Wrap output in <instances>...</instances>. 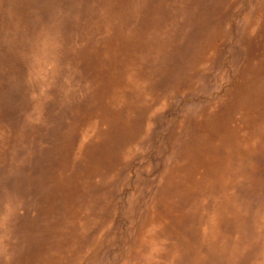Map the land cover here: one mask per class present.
Listing matches in <instances>:
<instances>
[{
  "label": "rangeland",
  "instance_id": "374dc122",
  "mask_svg": "<svg viewBox=\"0 0 264 264\" xmlns=\"http://www.w3.org/2000/svg\"><path fill=\"white\" fill-rule=\"evenodd\" d=\"M142 1L0 0V264H38L51 253L59 264H264V99L254 127L240 104L215 129L209 112L239 100L235 79H251L264 61V0ZM211 131L229 136L217 154L191 153L193 139ZM189 156L198 173L177 170L170 213L155 204L159 186ZM149 206L162 219L146 221ZM211 230L220 256L209 249Z\"/></svg>",
  "mask_w": 264,
  "mask_h": 264
},
{
  "label": "bare ground",
  "instance_id": "6f19581e",
  "mask_svg": "<svg viewBox=\"0 0 264 264\" xmlns=\"http://www.w3.org/2000/svg\"><path fill=\"white\" fill-rule=\"evenodd\" d=\"M10 1V0H9ZM12 1V0H11ZM13 1H15V0H13ZM23 1V0H22ZM26 1V0H25ZM41 1V0H40ZM140 1H142V0H140ZM145 1V0H144ZM161 1V0H160ZM159 1V2H160ZM165 1V0H164ZM228 1V0H227ZM20 2H21V0H20ZM34 2V1H33ZM72 2V1H71ZM137 2V1H136ZM143 2V1H142ZM159 2H157V3H159ZM173 2V1H172ZM188 2V1H187ZM192 2V1H191ZM22 3V2H21ZM21 3H19L18 2V4H21ZM86 3V2H85ZM166 3V2H165ZM174 3V2H173ZM182 3V2H181ZM183 3H184V1H183ZM190 3V2H189ZM193 3H194V1H193ZM198 2H196V4H197ZM227 3V2H226ZM3 4V3H2ZM1 4V5H2ZM11 4V3H10ZM25 4V3H24ZM27 4V3H26ZM155 4H156V2H155ZM161 4V3H160ZM191 4V3H190ZM4 5V4H3ZM93 5V4H92ZM138 5V4H137ZM142 5V4H141ZM157 5V4H156ZM170 5V4H169ZM187 5V4H186ZM189 5V4H188ZM187 5V6H188ZM192 5V4H191ZM198 5V4H197ZM163 6V5H162ZM185 6V5H184ZM228 6V5H227ZM1 7H3V6H1ZM18 7V6H17ZM24 7V6H23ZM106 7H107V5H106ZM105 7V8H106ZM110 7V6H109ZM186 7V6H185ZM231 7V6H230ZM9 8V7H8ZM25 8V7H24ZM27 8V7H26ZM25 8V9H26ZM134 8V7H133ZM136 8H138L137 6H136ZM189 8V7H188ZM191 8V7H190ZM193 8H195V7H193ZM14 9V8H13ZM16 9V8H15ZM146 9V8H145ZM171 9H172V7H171ZM175 9V8H174ZM133 11L135 10V9H132ZM155 10V9H154ZM158 10V9H157ZM156 10V11H157ZM166 10V9H165ZM168 10H170L169 8H168ZM178 10V9H177ZM193 10V9H192ZM11 11H12V9H11ZM26 11V10H25ZM112 11H114V10H112ZM118 11H120V10H118ZM160 11V10H159ZM180 11V10H179ZM191 11V10H190ZM17 12V11H16ZM27 12V11H26ZM72 12V11H71ZM134 12H136V10L134 11ZM160 12H162V11H160ZM169 12V11H168ZM200 12V11H199ZM252 12V11H251ZM22 13V12H21ZM78 13V12H77ZM193 13V12H192ZM231 13V12H230ZM12 14V13H11ZM72 14H73V12H72ZM121 14V13H120ZM158 13H156V15H157ZM174 14V13H173ZM198 14V13H197ZM216 14V13H215ZM223 14V13H222ZM251 14V13H250ZM3 15V14H2ZM16 15H17V13H16ZM19 15V14H18ZM140 16H142L141 14H139ZM159 15V14H158ZM161 15V14H160ZM171 15H172V13H171ZM79 16V15H78ZM168 16V15H167ZM176 16H178V15H176ZM201 16H202V14H201ZM229 16V15H228ZM16 17V16H15ZM50 17V16H49ZM75 17H76V15H75ZM123 17V16H122ZM169 17H170V15H169ZM181 17V16H180ZM225 17V16H224ZM3 18H4V16H3ZM19 18V17H18ZM31 18H33V17H31ZM38 18V17H37ZM74 18V17H73ZM84 18V17H83ZM136 18V17H135ZM152 19H153V17H151ZM151 18H149V19H151ZM163 18V17H162ZM204 18H205V16H204ZM219 18V17H218ZM253 18V17H252ZM137 19V18H136ZM164 19V18H163ZM168 19H170V18H168ZM177 19V18H176ZM175 19V20H176ZM249 19V18H248ZM28 20H30V19H28ZM90 20V19H89ZM88 20V21H89ZM135 20V19H134ZM138 20V19H137ZM155 20V19H154ZM171 20H173V19H171ZM202 20V19H201ZM252 20V19H251ZM256 20V19H255ZM7 21V20H6ZM161 21H162V19H161ZM167 21H169V20H167ZM181 21V20H180ZM186 21V20H185ZM224 21V20H223ZM13 22V21H12ZM11 22V23H12ZM17 22V21H16ZM28 22V21H27ZM150 22H152V20H150ZM163 22V21H162ZM176 22V21H175ZM248 22V21H247ZM255 22V21H254ZM264 22V21H263ZM263 22H261V25H260V27H263V25L264 24H262ZM14 23V22H13ZM19 23V22H18ZM40 23H42V22H40ZM75 23V22H74ZM223 23V22H222ZM251 23V22H250ZM3 24V23H2ZM10 24V23H9ZM28 24L30 25V23L28 22ZM32 24V23H31ZM37 24H38V22H37ZM111 24V23H110ZM109 24V25H110ZM161 24V23H160ZM159 24V25H160ZM173 24V23H172ZM177 24V23H176ZM252 24V23H251ZM250 24V25H251ZM14 24H12V26H13ZM18 25V24H17ZM79 25V24H78ZM146 25H147V23H146ZM156 25V27H158L157 26V24H155ZM222 25V24H221ZM238 25H239V22H238ZM3 26H5V25H3ZM142 26V25H141ZM143 26H145V25H143ZM153 26V25H152ZM151 26V27H152ZM166 26V25H165ZM181 28H182V26L181 25H179ZM237 26V25H236ZM16 27V26H15ZM18 27H19V25H18ZM29 27H31V26H29ZM35 27V26H34ZM90 27H91V23H90ZM149 27V26H148ZM162 27V26H161ZM184 27H185V25H184ZM259 27V28H260ZM12 28H14V27H12ZM21 28V27H20ZM42 28H43V26H42ZM61 28V27H60ZM163 28V27H162ZM173 28V27H172ZM176 28V27H175ZM17 29V28H16ZM19 29V28H18ZM65 29V28H64ZM161 29V28H160ZM159 29V30H160ZM197 29V28H196ZM237 30H238V28H236ZM235 29V30H236ZM13 30V29H12ZM11 30V31H12ZM14 30H15V28H14ZM13 30V31H14ZM42 30V29H41ZM62 30V29H61ZM78 30V29H77ZM157 30V29H156ZM165 30V29H164ZM166 30H167V28H166ZM175 30V29H174ZM181 30V29H180ZM230 30V29H229ZM239 30H240V28H239ZM5 31V30H4ZM12 31V32H13ZM30 31H32V30H30ZM45 31V30H44ZM67 31V30H66ZM137 31V30H136ZM169 31V30H168ZM222 31V30H221ZM261 31V30H260ZM24 32V31H23ZM167 32V31H166ZM165 32V33H166ZM183 32V31H182ZM217 32V31H216ZM255 32H257V31H255ZM263 32V31H262ZM1 33H2V31H1ZM9 33V32H8ZM76 33V32H75ZM112 33V32H111ZM168 33V32H167ZM170 33V32H169ZM178 33V32H177ZM180 33V32H179ZM187 33V32H186ZM189 33V32H188ZM222 33V32H221ZM228 33V32H227ZM230 33V32H229ZM260 33V32H259ZM4 34V33H3ZM23 34V33H22ZM27 34V33H26ZM25 34V35H26ZM42 34V33H41ZM45 34V33H44ZM91 34V33H90ZM198 34V33H197ZM202 34V33H201ZM217 34V33H216ZM231 34V33H230ZM229 34V35H230ZM6 35V34H5ZM9 35V34H8ZM14 34H12V36H13ZM34 35H36V33H34ZM64 35V34H63ZM62 35V36H63ZM140 35V34H139ZM163 35H164V33H163ZM177 35V34H176ZM175 35V36H176ZM231 35H233V34H231ZM253 35V34H252ZM1 36V38L3 37L2 35H0ZM31 36H32V34H31ZM59 36V35H58ZM57 36V37H58ZM81 36V35H80ZM162 36V35H161ZM240 36V35H239ZM255 36H256V34H255ZM7 37V36H6ZM19 37V36H18ZM13 38V37H12ZM35 38V37H34ZM43 38V37H42ZM42 38H40V39H42ZM59 38H60V36H59ZM73 38V37H72ZM150 38V37H149ZM158 38H162V37H159V35H158ZM191 38V37H190ZM256 38H257V36H256ZM264 38V37H263ZM4 39V38H3ZM54 39V38H53ZM82 39H84V37L82 38ZM139 39V38H138ZM9 40V39H8ZM30 40V39H29ZM55 40V39H54ZM63 40V39H62ZM81 40V39H80ZM134 40V39H133ZM136 40V39H135ZM150 40H151V38H150ZM173 40V39H172ZM1 41V40H0ZM6 41V40H5ZM14 41V40H13ZM34 41V40H33ZM45 41V40H44ZM53 41V40H52ZM152 41H153V38H152ZM159 41V40H158ZM175 41H177V40H175ZM12 42V41H11ZM16 42V41H15ZM26 42V41H25ZM60 42V41H59ZM72 42V41H71ZM79 42V41H78ZM147 42V41H146ZM145 42V43H146ZM150 42V41H149ZM161 42V41H160ZM259 42V41H258ZM27 43V42H26ZM84 43V42H83ZM2 44H3V42H2ZM6 44V43H5ZM25 44V43H24ZM28 44H29V42H28ZM58 44H60V43H58ZM160 44V43H159ZM162 44H163V42H162ZM171 43H169V45H170ZM210 44H211V42H210ZM241 44V43H240ZM13 45V44H12ZM11 45V46H12ZM73 45V44H72ZM153 45H155V44H153ZM252 45H253V43H252ZM7 45H5L4 47H6ZM9 46V45H8ZM11 46H9L10 48H11ZM17 46V45H16ZM25 46H26V44H25ZM58 46V45H57ZM65 46V45H64ZM171 46V45H170ZM181 46H182V44H181ZM216 46V45H215ZM235 46V45H234ZM7 48V49H10V48ZM41 47V46H40ZM63 47V46H62ZM71 47V46H70ZM152 47V46H151ZM178 48H179V45L177 46ZM176 47V48H177ZM231 47V46H230ZM19 48H20V45H19ZM18 48V46H17V50L19 49ZM64 48H66V47H64ZM161 48V47H160ZM159 48V49H160ZM177 48V49H178ZM252 48V47H251ZM35 49V48H34ZM38 49V48H37ZM162 49V48H161ZM253 49V48H252ZM258 49V48H257ZM4 50V49H3ZM14 50H15V48H14ZM32 50V49H31ZM46 50H47V48H46ZM173 50H174V48H173ZM176 50V49H175ZM179 50V49H178ZM210 50V49H209ZM259 50V49H258ZM33 51V50H32ZM35 51V50H34ZM171 51V50H170ZM180 51V50H179ZM206 51V50H205ZM238 51V50H237ZM239 51H240V49H239ZM255 51V50H254ZM8 53H9V51H7ZM7 52H5V54L7 53ZM21 51H19V53H20ZM26 52V51H25ZM24 52V53H25ZM58 52V51H57ZM153 52V51H152ZM167 52V51H166ZM262 52V51H261ZM15 52H13V54H14ZM34 53V52H33ZM54 52H52V54H53ZM103 53V52H102ZM159 53V52H158ZM168 53V52H167ZM173 53V52H172ZM178 53V52H177ZM245 53V52H244ZM248 53V52H247ZM246 53V54H247ZM252 53V52H251ZM264 53V52H263ZM12 53H9V55H11ZM26 54V53H25ZM170 54V53H169ZM245 54V55H246ZM249 54V53H248ZM34 55V54H33ZM156 55V54H155ZM172 55V54H171ZM220 55V54H219ZM222 55V54H221ZM253 55V54H252ZM6 56H8V55H6ZM15 56V55H14ZM27 56V55H26ZM88 56V55H87ZM173 56V55H172ZM198 56V55H197ZM206 56V55H205ZM249 56V55H248ZM250 56H251V54H250ZM10 57V56H9ZM13 57V56H12ZM149 57V56H148ZM147 57V58H148ZM166 57V56H165ZM181 57V56H180ZM194 57V56H193ZM242 57V55L240 56V58ZM263 57V56H262ZM2 58V57H1ZM11 58V57H10ZM19 58V57H18ZM147 58H145V59H147ZM151 58H152V56H151ZM150 58V59H151ZM175 58V57H174ZM197 58V57H196ZM220 58H222V56L220 57ZM14 59V58H13ZM20 59V58H19ZM108 59V58H107ZM184 59V58H183ZM195 59V58H194ZM216 59V58H215ZM233 59V58H232ZM109 60V59H108ZM143 60V59H142ZM167 60V59H166ZM191 60V59H190ZM221 60V59H220ZM241 60V59H240ZM240 60H239V62H240ZM1 61V60H0ZM5 61V60H4ZM3 61V62H4ZM13 61H15V60H13ZM85 61V60H84ZM168 61V60H167ZM175 62H176V60H174ZM184 61V60H183ZM234 61V60H233ZM236 61V60H235ZM242 61V60H241ZM2 62V61H1ZM11 62V60L9 61V63ZM16 62H17V60H16ZM60 62V61H59ZM185 62V61H184ZM19 63V62H18ZM84 63V62H83ZM103 63V62H102ZM166 63V62H165ZM170 63V62H169ZM179 63V62H178ZM5 64V63H4ZM12 64V63H11ZM105 64V63H104ZM107 64V63H106ZM176 64V63H175ZM9 65V64H8ZM16 65V64H15ZM144 65V64H143ZM188 65V64H187ZM215 65H216V62H215ZM83 66V65H82ZM167 66V65H166ZM170 66V65H169ZM168 66V67H169ZM219 66V65H218ZM221 66V65H220ZM107 67V66H106ZM212 67V66H211ZM17 68H19L18 66H17ZM22 68V67H21ZM158 68H159V66H158ZM167 68V67H166ZM186 68V67H185ZM14 69V68H13ZM12 69V70H13ZM128 69V68H127ZM150 69V68H149ZM252 69V68H251ZM92 70V69H91ZM95 70V69H94ZM102 70V69H101ZM101 70H100V72H101ZM151 70V69H150ZM185 70V69H184ZM19 71V70H18ZM89 71V70H88ZM97 71V70H96ZM99 71V70H98ZM164 71V70H163ZM104 72V71H103ZM144 72H145V70H144ZM10 73V72H9ZM20 73V72H19ZM97 73V72H96ZM153 73V72H152ZM151 73V74H152ZM245 73V72H244ZM15 74V73H14ZM23 74V73H22ZM22 74H21V76H22ZM28 75H29V73H27ZM62 74V73H61ZM83 74V73H82ZM91 74V73H90ZM98 74V73H97ZM100 74V73H99ZM144 74V73H143ZM18 76H19V74H17ZM72 75V74H71ZM134 75H136V74H134ZM162 75V74H161ZM164 75H166V74H164ZM176 75H177V73H176ZM182 75V74H181ZM180 75V76H181ZM243 75V74H242ZM17 76V77H18ZM20 76V77H21ZM97 76H99V75H97ZM96 76V77H97ZM131 76V75H130ZM139 76V75H138ZM141 76H143V75H141ZM163 76V75H162ZM186 76V75H185ZM216 76H218V75H216ZM23 77V76H22ZM86 77H88V76H86ZM134 77V76H133ZM147 77V76H146ZM149 77V76H148ZM158 77H159V75H158ZM157 77V78H158ZM245 77V76H244ZM2 78V77H1ZM70 78H72V77H70ZM76 78V77H75ZM89 78V77H88ZM137 78V77H136ZM184 78V77H183ZM4 79V78H3ZM39 79V78H38ZM37 79V80H38ZM77 79V78H76ZM80 79V78H79ZM94 79V78H93ZM138 79V78H137ZM151 79V78H150ZM149 79V80H150ZM164 79V78H163ZM244 79V78H243ZM5 80V79H4ZM12 80V79H11ZM16 81H17V78L15 79ZM14 80V81H15ZM96 80V79H95ZM6 81V80H5ZM90 81H92V80H90ZM89 81V82H90ZM144 81V80H143ZM154 81V80H153ZM253 81H254V84H253ZM9 82V81H8ZM13 82V81H12ZM23 82H25V81H23ZM73 82H74V80H73ZM72 82V83H73ZM97 82H99V81H97ZM157 82V81H156ZM175 82H176V80H175ZM3 83H4V81H3ZM14 83V82H13ZM138 83V82H137ZM161 82H159V84H160ZM23 84V83H22ZM22 84H20V85H22ZM142 84V83H141ZM16 85H18V84H16ZM98 85V84H97ZM103 85V84H102ZM108 85V84H107ZM60 86V85H59ZM65 86V85H64ZM77 86V85H76ZM104 86V85H103ZM155 86H157V84L155 85ZM234 86H235V88L236 87H238V89H239V93H237L238 95V98H239V100L235 97L234 98V101H232L231 102V104H229V105H226L225 107H223V109L222 110H220V111H217V109L214 111L213 109H209V112L210 113H212L213 114V120H212V125H213V129H215L217 126H219V125H222V117L225 115V114H227L228 113V111H230V110H233V109H236V105L237 104H240V107L242 108V110H243V114H244V116H245V118L247 119V121H246V123H249V124H251V123H254L255 124V122L257 123V119H261V117H260V115H259V109H260V104H261V102H262V100L264 99V61L262 62V64L261 65H258V66H256V67H254L253 69H252V71H251V79H248L247 81H243L242 80V78H240V76H238L236 79H235V84H234ZM5 87V86H4ZM31 87V86H30ZM73 87V86H72ZM98 87V86H97ZM107 87V86H106ZM133 87V86H132ZM142 87H143V85H142ZM146 87V86H145ZM6 88V87H5ZM9 89L11 88V87H8ZM13 88V87H12ZM19 88V87H18ZM24 88H26V87H24ZM35 88H36V86H35ZM64 88V87H63ZM99 88V87H98ZM148 88V87H147ZM2 89H4V88H2ZM20 89H22V87L20 88ZM137 89V88H136ZM27 90H29V89H27ZM81 90V89H80ZM97 90V89H96ZM148 90V89H147ZM149 90H151V89H149ZM8 91V90H7ZM23 91V90H22ZM78 91H79V89H78ZM83 91V90H82ZM106 91V90H105ZM141 91V90H140ZM145 91V90H144ZM159 91V90H158ZM1 92V91H0ZM2 92H4V91H2ZM76 92V91H75ZM84 92V91H83ZM108 92V91H107ZM110 92V91H109ZM149 92V91H148ZM163 92V91H162ZM170 92V91H169ZM5 93V92H4ZM3 93V94H4ZM10 93V92H9ZM150 93H151V91H150ZM2 94V95H3ZM14 94V93H13ZM12 94V95H13ZM17 94V93H16ZM15 94V95H16ZM19 94V93H18ZM21 94V93H20ZM142 94V93H141ZM148 94V93H147ZM161 94V93H160ZM232 94V93H231ZM4 95H6V94H4ZM15 95H13V96H15ZM22 95H23V92H22ZM27 95V94H26ZM70 95V94H69ZM76 95V94H75ZM92 95V94H91ZM158 95V94H157ZM176 95V94H175ZM174 95V96H175ZM85 96V95H84ZM96 96V95H95ZM153 96V95H152ZM167 96V95H166ZM17 97H18V95H17ZM110 97V96H109ZM11 98V97H10ZM13 98H15V97H13ZM27 98V97H26ZM77 98V97H76ZM103 98V97H102ZM107 98V97H106ZM17 99V98H16ZM72 99V98H71ZM87 99V98H86ZM104 99V98H103ZM8 100V99H7ZM18 100V99H17ZM63 100V99H62ZM70 100V99H69ZM92 100V99H91ZM157 100V99H156ZM159 100V99H158ZM162 100V99H161ZM227 100V99H226ZM23 101V100H22ZM22 101H20V102H22ZM28 101V100H27ZM36 101V100H35ZM56 101H57V99H56ZM80 101V100H79ZM144 101V100H143ZM149 101H150V99H149ZM16 102V101H15ZM29 102V101H28ZM66 102V101H65ZM77 102V101H76ZM163 102V101H162ZM229 102V101H228ZM240 102H242V104L240 103ZM42 103V102H41ZM44 103V102H43ZM80 103H81V101H80ZM85 103V102H84ZM142 103V102H141ZM145 103H146V101H145ZM145 103H144V105H145ZM152 103V102H151ZM205 103V102H204ZM64 104V103H63ZM70 104V103H69ZM110 105H111V103H109ZM153 104H155V103H153ZM0 105H1V103H0ZM7 105V104H6ZM44 105V104H43ZM85 105V104H84ZM158 105H160L159 103H158ZM219 105V104H218ZM264 105V104H263ZM64 106V105H63ZM142 106V105H141ZM66 107V106H65ZM71 107V106H70ZM73 107V106H72ZM93 107V106H92ZM104 107V106H103ZM108 107V106H107ZM210 107V106H209ZM208 107V108H209ZM2 108V107H1ZM21 108V107H20ZM263 108V107H262ZM54 109H55V107H54ZM68 109V108H67ZM71 109V108H70ZM84 109V108H83ZM103 109V108H102ZM207 109V108H206ZM49 110V109H48ZM69 110V109H68ZM67 110V111H68ZM73 110V109H72ZM116 110V109H115ZM6 111V110H5ZM19 111V110H18ZM82 111V110H81ZM114 111V110H113ZM207 111V110H206ZM46 112V111H45ZM86 112V111H85ZM9 113V112H8ZM57 113V112H56ZM67 113V112H66ZM69 113V112H68ZM232 113V112H231ZM15 114V113H14ZM17 114V113H16ZM57 114H59V113H57ZM61 114V113H60ZM101 114V113H100ZM103 114V113H102ZM7 115V114H6ZM13 115V114H12ZM117 115V114H116ZM9 116H10V114H9ZM42 116H43V114H42ZM211 116V115H210ZM3 117V116H2ZM17 117V116H16ZM55 117V116H54ZM78 117H80V116H78ZM83 117V116H82ZM230 117V116H229ZM228 117V118H229ZM8 118V117H7ZM21 118V117H20ZM43 118V117H42ZM81 118V117H80ZM11 119V118H10ZM67 119V118H66ZM263 119V118H262ZM261 119V120H262ZM3 120V119H2ZM9 120V119H8ZM7 120V121H8ZM211 120V119H210ZM208 121V120H207ZM260 121V120H259ZM16 122V121H15ZM210 122V121H209ZM5 123V122H4ZM101 123H102V121H101ZM153 123H155V122H153ZM0 124H1V122H0ZM21 124V123H20ZM112 124V123H111ZM194 124V123H193ZM258 124V123H257ZM51 125V124H50ZM94 125V124H93ZM130 125V124H129ZM128 125V126H129ZM136 125V124H135ZM259 125H260V123H259ZM2 126V125H1ZM52 126V125H51ZM57 126V125H56ZM190 126V125H189ZM237 126H238V124H237ZM251 126H253L252 124H251ZM4 127V126H3ZM8 127H9V125H8ZM82 127V126H81ZM102 127V126H101ZM118 127V126H117ZM125 127V126H124ZM254 127V126H253ZM258 127H261V126H258ZM11 128V127H10ZM14 128V127H13ZM40 128H41V126H40ZM48 128V127H47ZM76 128V127H75ZM80 128V127H79ZM112 128H114V127H112ZM126 128V127H125ZM190 128V127H189ZM195 128V127H194ZM223 129H226L227 127H226V125H224L223 127H222ZM249 128H251V127H249ZM43 129H44V127H43ZM42 129V130H43ZM89 129H91L92 130V128H89ZM135 129V128H134ZM187 129V128H186ZM199 129V128H198ZM204 128H202L201 130H203ZM49 130V129H48ZM87 130V129H86ZM98 130V129H97ZM115 130V129H114ZM196 130V129H195ZM209 130V129H208ZM227 130V129H226ZM47 131V130H46ZM191 131V130H190ZM11 132V131H10ZM18 132V131H17ZM20 132V131H19ZM51 132V131H50ZM142 132V131H141ZM207 132V131H206ZM91 133V132H90ZM221 133V132H220ZM228 133V132H227ZM15 134V133H14ZM19 133H17V135H18ZM58 134V133H57ZM74 134V133H73ZM93 134V133H92ZM112 134V133H111ZM177 134V133H176ZM193 134V133H192ZM239 134V133H238ZM11 135V134H10ZM50 135V134H49ZM94 135V134H93ZM92 135V136H93ZM222 135V134H221ZM14 136V135H13ZM20 136V135H19ZM74 136V135H73ZM185 136V135H184ZM53 137V136H52ZM59 137V136H58ZM76 137V136H75ZM82 137V136H81ZM112 137V136H111ZM153 137V136H152ZM248 137V136H247ZM66 138V137H65ZM84 138V137H83ZM135 138V137H134ZM193 138V137H192ZM264 138V137H263ZM16 139H17V137H16ZM57 139V138H56ZM78 139V138H77ZM112 139H113V137H112ZM173 139V138H172ZM191 139V138H190ZM229 139V136H228V134H224V135H222L221 137H217V134H215V131H211V132H209V134L206 136V137H203V136H201V134H199L198 136H196L194 139H193V141L190 143V145L188 146L189 148H190V150H192V152L191 153H193L194 155H195V153H202V154H208V152H211V153H216L217 154V152H218V150L220 149V146L221 147H223V143H225L227 140ZM21 140V139H20ZM43 140H46V139H43ZM42 140V141H43ZM48 140V139H47ZM73 140V139H72ZM72 140H71V142H72ZM86 140V139H85ZM118 140H120V139H118ZM152 140H153V138H152ZM166 141H167V139H165ZM251 140V139H250ZM52 142H53V140H51ZM57 141V140H56ZM65 141H67V140H65ZM114 141V140H113ZM240 141V140H239ZM8 142H10V140L8 141ZM74 142V141H73ZM92 142V141H91ZM120 142V141H119ZM151 142V141H150ZM179 142H181V141H179ZM211 142H216V144H212ZM247 142V141H246ZM250 142V141H249ZM49 143V142H48ZM47 143V144H48ZM68 143H70V142H68ZM79 143H80V141H79ZM94 143H95V141H94ZM166 143V142H165ZM184 143V142H183ZM44 144V143H43ZM56 144V143H55ZM147 144V143H146ZM249 144V143H248ZM258 144V143H257ZM48 145H50V144H48ZM47 145V146H48ZM58 145V144H57ZM122 145V144H121ZM148 145V144H147ZM160 145V144H159ZM168 145V144H167ZM210 145V146H209ZM63 146V145H62ZM75 146V145H74ZM233 146H234V143H233ZM51 147V146H50ZM64 147V146H63ZM76 147H77V145H76ZM83 147V146H82ZM114 147V146H113ZM144 147V146H143ZM148 147V146H147ZM85 148V147H84ZM6 149V148H5ZM78 149V148H77ZM91 149V148H90ZM162 149V148H161ZM160 149V150H161ZM168 149V148H167ZM4 150V149H3ZM3 150H1V151H3ZM73 150V152H74V150L75 149H72ZM71 150V151H72ZM111 150V149H110ZM207 150V151H206ZM222 150V149H221ZM57 151V150H56ZM119 151V150H118ZM6 152V151H5ZM4 152V153H5ZM69 152V151H68ZM112 152V151H111ZM145 152V151H144ZM157 152V151H156ZM23 153V152H22ZM45 153V152H44ZM79 153V152H78ZM113 153V152H112ZM119 153V152H118ZM190 153V154H191ZM231 153H232V150H230V155H231ZM124 154V153H123ZM133 154V153H132ZM157 154V153H156ZM155 154V155H156ZM159 154V153H158ZM259 154H262V153H259ZM4 155V154H3ZM3 155H1L0 157H2ZM6 155V154H5ZM5 155H4V158H5ZM50 155H52V154H50ZM75 155V154H74ZM92 155V154H91ZM136 155V154H135ZM230 155H227V157H230ZM52 156H54V155H52ZM191 156H193V155H191ZM191 156H189V157H187V160H185L184 161V163H182V164H180V165H175L173 168H171L169 171H167L166 172V174L164 175V179H163V181L161 182V184H160V186H159V190H158V194H157V198H156V201H155V204H156V206L158 205L159 206V208L162 206H165L166 205V207L169 209V211H170V213L172 212V210L174 211V212H176L177 213V202L179 201L177 198V190L176 191H172V192H169V183L170 182H172L173 183V187H177V170H180V172L182 171V173H184L185 172V174L187 173V174H189L190 176H193L194 175V173H196L198 170L197 169H195L194 167V162H190V159L189 158H191ZM260 156V155H259ZM258 156V157H259ZM55 157V156H54ZM101 157V156H100ZM247 157V156H246ZM253 157V156H252ZM263 157V156H262ZM38 158V157H37ZM49 158H50V156H49ZM134 158V157H133ZM154 158H156V157H154ZM264 158V157H263ZM39 159V158H38ZM51 159V158H50ZM71 159V158H70ZM84 159V158H83ZM168 159V158H167ZM189 159V160H188ZM229 159V158H228ZM234 159V158H233ZM253 159V158H252ZM27 160V159H26ZM90 160H91V158H90ZM196 160V159H195ZM194 160V161H195ZM214 160V159H213ZM258 161L260 160V159H257ZM4 161V160H3ZM32 161V160H31ZM70 160H68V162H69ZM132 161V160H131ZM159 161V160H158ZM252 161V160H251ZM257 161V162H258ZM262 161H264V160H262ZM53 162H54V160H53ZM67 162V163H68ZM166 162H168V161H166ZM256 162V161H255ZM6 163V162H5ZM34 163V162H33ZM99 163V162H98ZM13 164V163H12ZM19 164V163H18ZM51 164V163H50ZM54 164V163H53ZM116 164V163H115ZM204 164V163H203ZM6 165V164H5ZM38 165V164H37ZM45 165V164H44ZM67 165V164H66ZM146 165V164H145ZM13 166V165H12ZM21 166V165H20ZM25 166V165H24ZM54 166H55V164H54ZM14 167V166H13ZM65 167V166H64ZM97 167V166H96ZM87 168V167H86ZM90 168V167H89ZM95 168V167H94ZM155 168V167H154ZM158 168V167H157ZM168 168V167H167ZM24 169V168H23ZM105 169V168H104ZM116 169V168H115ZM147 169H149V168H147ZM156 169V168H155ZM2 170V169H1ZM0 170V171H1ZM21 170H22V168H21ZM94 171V170H93ZM105 171V170H104ZM17 172V171H16ZM126 172V171H125ZM124 172V173H125ZM153 172V171H152ZM189 172V173H188ZM262 172V171H261ZM116 173V172H115ZM129 173V172H128ZM198 173V172H197ZM264 173V172H263ZM18 174V173H17ZM123 174V173H122ZM164 174V173H163ZM256 174V173H255ZM77 175H80V174H77ZM84 175H85V171H84ZM114 175V174H113ZM127 175V174H126ZM132 175V174H131ZM130 175V176H131ZM261 175V174H260ZM264 175V174H263ZM64 176H65V174H64ZM93 176H95V175H93ZM106 176V175H105ZM118 176H120V175H118ZM148 176V175H147ZM161 176V175H160ZM221 176V175H220ZM21 177H22V175H21ZM83 177V176H82ZM107 177V176H106ZM125 177V176H124ZM145 177H146V175H145ZM260 177V176H259ZM100 178V177H99ZM114 179V178H113ZM112 179V180H113ZM119 179V178H118ZM124 179V178H123ZM145 179V178H144ZM23 180V179H22ZM82 180H83V178H82ZM100 180V179H99ZM126 180H127V177H126ZM130 180V179H129ZM104 181V180H103ZM125 181V180H124ZM145 181V180H144ZM159 181V180H158ZM179 181V180H178ZM109 182V181H108ZM127 182H129V181H127ZM88 183V182H87ZM98 183H100V182H98ZM111 183H113V182H111ZM110 183V184H111ZM21 184H22V181H21ZM24 184V183H23ZM128 184H130V183H128ZM103 185V184H102ZM139 185V184H138ZM137 185V186H138ZM179 185V184H178ZM107 186V185H106ZM117 186V185H116ZM136 186V187H137ZM180 186V185H179ZM102 187V186H101ZM158 187V186H157ZM110 188V187H109ZM116 188H118V187H116ZM22 189V188H21ZM28 189V188H27ZM31 189V188H30ZM83 189V188H82ZM143 189V188H142ZM29 190V189H28ZM28 190H26L27 192H28ZM85 190V189H84ZM145 190V189H144ZM34 191V190H33ZM82 191V190H81ZM88 191V190H87ZM90 191V190H89ZM135 191V190H134ZM260 191H262V190H260ZM3 193H4V190L2 191ZM18 192H21V191H18ZM32 192V191H31ZM91 192V191H90ZM105 192V191H104ZM139 192V191H138ZM16 193V192H15ZM22 193H23V189H22ZM94 193V192H93ZM92 193V194H93ZM116 193V192H115ZM83 194H84V191H83ZM92 194H90V195H92ZM221 194V193H220ZM10 195V194H9ZM9 195H8V197H9ZM12 195V194H11ZM26 195H28V194H26ZM82 195V194H81ZM145 195V194H144ZM257 195V194H256ZM256 195H254V196H256ZM263 195V194H262ZM261 195V196H262ZM15 196V195H14ZM190 196V195H189ZM208 196H210L209 194H208ZM217 196V195H216ZM26 197H28V196H25V198ZM93 197V196H92ZM91 197V198H92ZM142 197V196H141ZM185 197H188V196H184V198ZM219 197H220V195H219ZM264 197V196H263ZM23 198V197H22ZM45 198V197H44ZM108 198V197H107ZM131 198H133V197H131ZM182 198V197H181ZM204 198V197H203ZM205 198H207V197H205ZM5 199V198H4ZM14 199V198H13ZM28 199V198H27ZM56 199H57V197H56ZM64 199V198H63ZM84 199H85V197H84ZM166 199H168V200H166ZM250 199V198H249ZM108 200H109V198H108ZM178 200V201H177ZM196 200V199H195ZM197 200L199 201V199L197 198ZM214 200V199H213ZM11 201V200H10ZM17 201H18V199H17ZM75 201V200H74ZM110 201V200H109ZM150 201H151V199H150ZM208 201V200H207ZM261 201V200H260ZM263 201V200H262ZM12 202V201H11ZM41 202V201H40ZM77 202H78V200H77ZM76 202V203H77ZM153 202V201H152ZM264 202V201H263ZM262 202V203H263ZM79 203V202H78ZM154 203V202H153ZM190 203L192 204L193 203V201H190ZM189 203V204H190ZM81 204V203H80ZM112 204V203H111ZM178 204H179V202H178ZM200 204V203H199ZM24 205V204H23ZM72 205V204H71ZM83 205V204H82ZM99 205V204H98ZM222 205H223V207L225 206V204H220L219 202H218V205L216 206V209H218L217 210V212L219 211V209H220V211H222ZM3 206V205H2ZM40 206V205H39ZM48 206H49V204H48ZM135 206V205H134ZM145 206V205H144ZM25 207V206H24ZM63 207V206H62ZM73 207V206H72ZM83 207V206H82ZM133 207V206H132ZM208 207V206H207ZM44 208V207H43ZM60 208V207H59ZM106 208V207H105ZM125 208H126V206H125ZM185 208V207H184ZM192 208V207H191ZM194 208V207H193ZM205 208V207H204ZM226 208H227V206H226ZM225 208V209H226ZM2 209V208H1ZM14 209V208H13ZM77 209H78V207H77ZM91 209H92V207H91ZM124 210V209H123ZM127 210H128V208H127ZM193 210V209H192ZM194 210H195V208H194ZM203 210V209H202ZM210 210V209H209ZM12 211V210H11ZM37 211H39V210H37ZM48 211V210H47ZM78 211V210H77ZM89 211V210H88ZM125 211V210H124ZM185 211V210H184ZM188 211V210H187ZM249 211V210H248ZM247 211V212H248ZM79 212V211H78ZM94 212H95V210H94ZM93 212V213H94ZM140 212V211H139ZM110 213V212H109ZM125 213H126V211H125ZM137 213V212H136ZM141 213V212H140ZM186 213V212H185ZM207 213V212H206ZM12 214V213H11ZM66 214V213H65ZM64 214V215H65ZM102 214V213H101ZM132 214V213H131ZM130 214V215H131ZM145 214H147V220L146 221H150L152 218H154L155 219V221H158L159 219H162V217H160V215L158 214V212H157V210L156 209H153V208H150V206H149V208H147L146 209V213ZM193 214V213H192ZM202 214H203V211H202ZM201 214V215H202ZM248 214H249V212H248ZM247 214V215H248ZM67 215H69V214H67ZM105 215H107L106 213H105ZM144 215V214H143ZM176 216H177V214H175ZM1 216H2V214H1ZM44 216V215H43ZM61 216V215H60ZM66 216V215H65ZM64 216V217H65ZM91 216V215H90ZM104 216V215H103ZM138 216V215H137ZM170 216H171V219H173L172 218V215L170 214ZM218 216L221 218V220L222 219H224L225 217H229L227 214L225 215L224 213H219L218 214ZM232 216H235V215H233L232 214ZM12 217V216H11ZM203 217V216H202ZM218 217V218H219ZM39 218V217H38ZM43 218V217H42ZM41 218V219H42ZM101 218H103L102 216H101ZM211 218V217H210ZM48 219H50V218H48ZM215 219V218H214ZM34 220V219H33ZM43 220V219H42ZM5 221V220H4ZM8 221V220H7ZM46 221H48V220H46ZM60 221H61V219H60ZM78 221V220H77ZM212 221V220H211ZM83 222H84V220H83ZM164 222V221H163ZM213 222V221H212ZM4 223V222H3ZM10 223V222H9ZM13 223V222H12ZM131 223V222H130ZM147 223V222H146ZM150 223H152V222H150ZM162 223V222H161ZM196 223V222H195ZM208 223V222H207ZM165 224H167V223H165ZM215 224V223H214ZM11 225V224H10ZM82 225H83V223H82ZM81 225V226H82ZM135 225V224H134ZM145 225V224H144ZM143 225V226H144ZM147 225V224H146ZM154 225V224H153ZM160 225V224H159ZM163 225V224H162ZM168 225H170V222H169V224ZM199 225V224H198ZM213 225V224H212ZM3 226V225H2ZM13 226V225H12ZM90 226V225H89ZM98 226V225H97ZM172 226V225H171ZM170 226V227H171ZM255 226V225H254ZM11 227V226H10ZM95 227V226H94ZM138 227V226H137ZM201 227V226H200ZM230 227V226H229ZM235 227V226H234ZM240 227V226H239ZM6 229H7V226L5 227ZM59 228H61V227H59ZM96 228H98V227H96ZM119 228V227H118ZM162 228V227H161ZM221 228V227H220ZM10 229V228H9ZM203 229V228H202ZM208 229V228H207ZM85 230V229H84ZM135 230V229H134ZM133 230V231H134ZM159 230V229H158ZM199 230V229H198ZM209 230V229H208ZM219 230V229H218ZM230 230V229H229ZM260 230H262L261 228H260ZM259 230V231H260ZM3 231V230H2ZM94 231V230H93ZM118 231H120V229L118 230ZM232 231V230H231ZM8 232V231H7ZM37 232V231H36ZM129 232V231H128ZM218 232V231H217ZM258 232V231H257ZM40 233V232H39ZM120 233V232H119ZM169 233V232H168ZM207 233H209V232H207ZM211 234V236H212V240H210L211 241V245L209 246V249L210 250H213L214 252H217V255L218 256H220L221 254H222V252H223V250L224 249H222V245L221 244H219V243H215L214 242V238L216 237L215 235H216V232H215V230H213V232H212V230H211V232H210ZM259 233V232H258ZM36 234V233H35ZM59 234V233H58ZM167 234V233H166ZM232 234H233V232H232ZM37 235V234H36ZM39 235H41V234H39ZM1 236H3V235H1ZM38 236V235H37ZM54 236V235H53ZM168 236H171V235H168ZM33 237V236H32ZM35 237V236H34ZM40 237H42V236H40ZM40 237H39V240H41L40 239ZM131 237V236H130ZM160 237V236H159ZM10 238V237H9ZM31 238V237H30ZM42 238H44V237H42ZM102 238V237H101ZM117 238V237H116ZM247 238V237H246ZM36 239V238H35ZM38 239V238H37ZM148 239V238H147ZM200 239V241H201V238H199ZM7 240V239H6ZM168 240V239H167ZM170 240V239H169ZM95 241V240H94ZM143 241V240H142ZM147 241V240H146ZM171 241H173V240H171ZM34 242V241H33ZM143 243V242H142ZM71 244V243H70ZM147 244V243H146ZM174 244V243H173ZM72 245V244H71ZM75 245V244H74ZM135 247H136V249L138 250V251H142L143 249H141V246H142V244L140 243V240H137V242L135 243ZM172 245V244H171ZM175 245H177V244H175ZM107 246V245H106ZM149 246V245H148ZM25 247V246H24ZM181 247V246H180ZM250 247V246H249ZM99 248H101V247H99ZM105 249V248H104ZM108 249V248H107ZM177 249V248H176ZM182 249V248H181ZM208 249V250H209ZM49 250V249H48ZM74 250V249H73ZM124 250V249H123ZM146 250V249H145ZM4 251V250H3ZM94 251V250H93ZM127 251V250H126ZM149 252V251H148ZM174 252V251H173ZM252 252V251H251ZM92 253V252H91ZM142 253V252H141ZM169 253V252H168ZM175 253H176V251H175ZM7 254V253H6ZM96 254V253H95ZM143 254V253H142ZM88 255V254H87ZM124 255V254H123ZM57 255H56V253H51L49 256H46V257H44L38 264H59V262L60 261H58L59 259H58V257L57 258H54V257H56ZM92 256H93V254H92ZM101 256V255H100ZM67 257V256H66ZM69 257V256H68ZM178 257V256H177ZM191 257H192V255H191ZM72 258V257H71ZM111 258V257H110ZM180 258V257H179ZM217 258H219V257H217ZM256 258V257H255ZM123 259V258H122ZM172 258H170V260H171ZM212 259V258H211ZM213 259H216V257H213ZM161 260V259H160ZM89 261V260H88ZM119 261H120V259H119ZM135 261V260H134ZM143 261V260H142ZM152 261H154V260H152ZM181 261V260H180ZM217 261V260H216ZM246 261V260H245ZM130 262V261H129ZM128 262V263H129ZM144 262V261H143ZM189 262H191L190 260H189ZM198 262V261H197ZM212 262V261H211ZM261 262V261H260ZM36 263V262H35ZM104 263V262H103ZM140 263V262H139ZM169 263H172V264H175L173 261H171V262H169ZM199 263V262H198ZM209 263V262H208ZM230 263L231 264H234L232 261H230ZM257 263V262H256ZM255 263V264H256ZM264 263V262H263ZM136 264V263H135ZM149 264H151V262H149ZM153 264H162V263H159V262H155V263H153ZM189 264V263H188Z\"/></svg>",
  "mask_w": 264,
  "mask_h": 264
}]
</instances>
